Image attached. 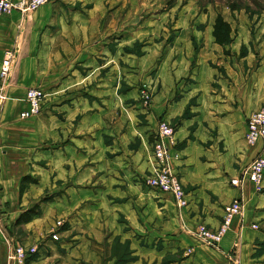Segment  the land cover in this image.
Returning a JSON list of instances; mask_svg holds the SVG:
<instances>
[{"label":"crops","instance_id":"0c3cea01","mask_svg":"<svg viewBox=\"0 0 264 264\" xmlns=\"http://www.w3.org/2000/svg\"><path fill=\"white\" fill-rule=\"evenodd\" d=\"M82 10L73 5V0H53L26 16L17 10L0 14V67L6 51L14 54V63L5 84L7 99L0 110V215L3 227L0 229V264H10L7 257L11 245L19 242L12 234V225L21 212L39 201L50 184L46 172H51L53 183L60 182V185L52 190V200L43 206L42 216L23 225L26 235L22 243L38 245V252L29 264H89L88 259H93V264H101L103 233L88 228L93 220H89V215L84 212L86 208L78 212V219L69 218L70 222H78L58 232V240L49 234L55 218L66 215L68 206L79 202L81 194L86 193L80 190L89 191L88 188L75 187L91 178L92 173H102V168H83L87 155L83 152L86 140L70 134L72 119L78 116L81 126L89 115L80 107L63 105L66 113L64 140L68 142L62 149L47 151L57 168L45 169L40 168L37 160L46 155L44 151L38 153L40 132L50 128L55 121L48 115L20 117V113L27 109L24 98L28 88L40 87L49 95L82 87L86 76L81 69L86 67L92 68L90 73L97 78L101 68L98 59L102 57V42L93 40L92 35L87 39L86 20L90 18L91 10ZM240 22L236 27L231 22L235 33L232 41L219 44L213 36V20L205 36L197 38L196 56L187 59L182 56L175 60L174 75L167 74L166 59L160 65L164 82L155 97L153 109L158 119L177 125V143L171 153L173 167L187 192L188 205L178 207L170 193L148 188L151 192L166 194L165 198L155 201L148 196L150 192L141 189L145 196L139 198L144 202L139 231L134 228L136 215L135 209L131 208L135 202L128 193L121 206L111 205L113 210L106 218L113 235H118L121 241L127 240L131 249L137 246L138 252L150 254V207L159 202L160 213L166 220L164 231L160 233L165 237V248L182 252L181 261L170 264H233L227 256L236 248L239 264H264V190L258 192L249 179H245L241 187L231 184V179L239 176L254 158L264 156V140L250 146L245 139L248 116L264 105V21L256 23L253 36L246 23L241 19ZM71 30L75 31L71 33ZM130 60L133 64V59ZM113 76L116 77V65L111 66L105 77L109 83L91 87L94 92L106 94L108 115L114 114L113 104L116 103L112 94L118 89L112 83ZM56 101L52 96L47 107ZM113 120L111 116L108 123ZM156 130L157 127L150 132L147 142L150 165L151 141ZM79 131L83 132L82 129ZM114 147L112 143L110 149ZM101 153L102 150L99 152L102 156ZM73 156L80 157L79 168L72 166ZM110 172L107 189L119 193L125 181L115 176L117 168H111ZM32 178L39 180L34 183ZM127 186L129 188V184ZM130 187L134 189L136 184L130 182ZM109 192L112 194L111 190ZM74 193L77 198H72ZM92 197L96 205L105 198L111 200L103 191L93 193ZM236 198H242L243 210L234 217L219 249L203 245L193 236L197 225L205 223L212 228L219 227L223 206ZM163 200L166 202L160 203ZM118 211L126 214L131 222L125 224L126 229L116 218ZM253 223H257L259 229L251 228ZM188 247H192L193 252L185 254L184 249Z\"/></svg>","mask_w":264,"mask_h":264},{"label":"rangeland","instance_id":"374dc122","mask_svg":"<svg viewBox=\"0 0 264 264\" xmlns=\"http://www.w3.org/2000/svg\"><path fill=\"white\" fill-rule=\"evenodd\" d=\"M73 5L78 9H83L84 12L91 10V16L86 20L87 39L92 35L93 40L100 39L102 42V57L98 59L101 68L97 78L90 73L92 68H82L81 73L86 76L82 87L72 88L70 91L67 89L65 91L59 90L49 95L44 92L45 97L40 112L35 116L44 117L48 115L55 123L50 128L40 132L38 153L44 151L46 155H42L37 160L40 168H57V166H53L56 163H53V158L47 154V151L57 148L62 149L64 144L68 142V140H64L63 122L66 113L63 105L77 106L89 116L84 120L85 124L83 123L81 126L78 124L80 120L78 116L76 119H72L70 134L76 138L82 136L86 140L83 152L87 155L83 168H102V173H92L91 178L88 177L86 182L82 181L75 187L77 189L79 187L88 188L89 191L80 190L81 193H86L81 194L79 202L68 206L66 215L55 218L49 234H51L52 239H54L53 235L56 234L57 238L54 240H58V232L66 230L78 222V220H73L78 219V212H83L86 208L84 212L89 215V220H93L91 224H88V228L93 229L94 232L97 229L103 233L101 241L103 251L100 254L101 264H157V262L170 264L179 262L182 259V252L165 248V237L160 235L164 231L166 220L163 213H160L159 202L151 204L150 207L152 209L150 218L152 230L150 245L152 250L150 254L138 252L137 246L134 250L131 249L127 240L121 241L118 235H113V230L110 229V223L106 218L113 210V208H110L111 205L112 207H114V204L121 206L128 193L129 198L132 196L135 202L131 205V208L135 209L134 216L136 215L134 228L139 231L138 223L141 221L140 214L144 206L143 199L139 198L145 196L142 195L141 189L148 190H145V192H150L148 196L154 198L155 201L166 197V194L161 195L159 192L149 191V189L154 188H151L146 182V177L154 165L152 151V164H149L150 154L147 142L151 137L150 132L155 127L158 129L161 120V118H157L153 109L155 97L164 82V73H160L159 70L161 63L166 59L167 74L174 75L175 60L182 56L186 59L196 56L198 52L197 38L205 36L207 27L211 25L213 20L215 22L219 14L227 21L230 19L235 27L240 19L243 20L251 35H255L256 23L260 20L264 21V0H73ZM228 22L231 24L230 21ZM74 31L71 30V33ZM234 34L232 29V36ZM152 53L155 55H152ZM130 59H133V64ZM112 65H116V77H112V83L116 84L118 89L112 94L116 103L113 104L114 114L108 115L106 113L108 107L106 94L94 92L91 87H98L99 84L103 86L109 83L105 80V77L110 72ZM100 78L103 79L100 80ZM172 82L175 84L174 79H172ZM52 96H55L57 101L52 105L54 107H47ZM79 98L81 101L78 100ZM111 116L114 120L108 123ZM32 117L34 116L25 117V119ZM173 125L177 126L176 124ZM111 128H113V132H110ZM80 129L83 132H80ZM53 131L54 135H52ZM174 137L177 143L175 134ZM151 142L153 149V139ZM112 143L115 149H110ZM176 143L171 149L176 146ZM80 149L82 150V147ZM100 150H102V156L99 154ZM71 160L72 166L79 168L80 157L73 156ZM173 163L174 159L172 158V170L178 175ZM111 168H117L115 176L118 180H124L127 183L124 182L122 189H119V193L111 188L107 189L109 186L107 178L112 175ZM44 169L43 172H46ZM47 175L50 184L44 189L39 201L35 204L41 209V213L35 217L42 216L43 206L52 200V190L57 189L60 185V182L53 183L51 172L49 174L46 172L45 176L47 177ZM32 179L34 183L39 180L38 178ZM130 182L135 183L136 188L132 189L133 186L130 187ZM110 190L112 194L109 192ZM184 190L186 191L185 187ZM263 190L264 186L257 189L258 192ZM97 191H103L105 196L111 198V200L105 198L101 204L96 205L95 198L92 196ZM72 198H77L75 193ZM151 201L154 202L152 199ZM165 202L166 200L160 201L162 204ZM118 213L119 215L116 218L119 224L124 223L122 226L126 229L125 224L130 225L131 222L122 211H118ZM69 218L73 219L72 222L69 221ZM254 224L256 226H253ZM23 225H12L11 229L17 241L19 240L18 243L26 246L22 243L26 235ZM251 228L259 229V226L257 223H253ZM200 242L215 250L220 247V244L217 247H211L202 241ZM32 246L38 248L37 243L26 247ZM233 250L238 252L237 248ZM184 252L190 254L193 252V248L188 247L184 249ZM88 263L93 264L94 260L88 259Z\"/></svg>","mask_w":264,"mask_h":264},{"label":"built area","instance_id":"2783aa9c","mask_svg":"<svg viewBox=\"0 0 264 264\" xmlns=\"http://www.w3.org/2000/svg\"><path fill=\"white\" fill-rule=\"evenodd\" d=\"M53 0H0V14H10L18 10L22 15H27L36 10L43 4L50 3ZM14 63V54L12 51L4 53L0 67V110L7 99L6 82L9 79L10 72ZM45 97L44 90L40 87H30L25 93V102L27 109L21 112V117L35 116L40 112L42 101ZM176 127L168 120L161 119L158 129L153 135L152 155L154 159L153 169L146 177L147 184L154 189L170 193L178 207H185L188 204L186 191L178 175L174 173L171 166V147L176 143L174 134ZM245 139L249 145H253L260 140H264V106L252 112L247 119V131ZM264 177V156L260 155L254 158L243 169L240 175L231 179L235 186H242L245 179L253 182L256 189L262 187ZM243 210L242 198L233 199L226 204L223 209L222 223L217 228H210L206 224H198L193 236L203 243L217 247L226 234L233 218L241 214ZM253 226H256L255 224ZM2 228V217L0 215V229ZM56 239L57 235L54 234ZM37 246L27 248L20 243L11 245L8 253L10 264H29L30 259L37 254ZM235 251V252H234ZM229 262L239 264V254L233 250L227 256Z\"/></svg>","mask_w":264,"mask_h":264},{"label":"trees","instance_id":"16d2710c","mask_svg":"<svg viewBox=\"0 0 264 264\" xmlns=\"http://www.w3.org/2000/svg\"><path fill=\"white\" fill-rule=\"evenodd\" d=\"M213 36L215 41L219 44H229L232 41L231 24L220 14L217 15L213 25ZM40 213L41 209L38 205L28 208L21 212L18 219L15 221V225L18 226L20 224L28 223Z\"/></svg>","mask_w":264,"mask_h":264}]
</instances>
